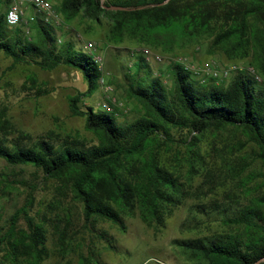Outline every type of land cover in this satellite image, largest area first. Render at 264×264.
Here are the masks:
<instances>
[{"label": "trees", "instance_id": "16d2710c", "mask_svg": "<svg viewBox=\"0 0 264 264\" xmlns=\"http://www.w3.org/2000/svg\"><path fill=\"white\" fill-rule=\"evenodd\" d=\"M64 23L77 17L109 24L107 39L118 44L126 38L137 40L163 51H172L179 40L207 37L208 53H219L229 60L247 62L262 78L242 70L227 84L212 80L197 81L193 73L172 62V88L159 78H140L148 69L142 56L137 57L135 81L129 95L144 108V113L128 123L118 122L117 110H97L81 106L86 97L100 87L102 71L94 58L77 47L74 39L57 43L55 25L44 23L39 16L33 30L36 41L28 39L21 27L6 24L8 2H0V52L14 63H35L53 70L66 65L78 70L86 90L69 96L73 115L85 118V129L97 142L88 144L80 135L48 133L32 145L21 142L6 144L0 139V158L9 166H33L46 178L57 181L53 225L61 243L70 238L66 225L73 218L72 208L80 205L86 223L110 221L125 230V218L135 216L149 228L160 231L169 217L188 200L201 199L217 188L210 181L211 168L204 162L200 148L176 134L189 133L195 139L209 128L233 127L244 137L230 146L227 160L245 195H252L249 183L251 166L261 164L264 184V0H53ZM103 5L124 6L126 10H109ZM148 76L149 71L145 72ZM6 112L0 109V130L12 129ZM198 133V134H196ZM186 145L185 164L169 167L168 153ZM253 147L248 151L247 145ZM232 154V156H231ZM179 161V158H176ZM204 177L195 183L196 177ZM2 176L7 185L23 184L16 178ZM35 187L32 188L34 190ZM249 204H240L231 214L214 202L191 204L186 225L201 230L207 223L204 214L220 215L231 230L176 238L174 244L186 255L184 264H264V192ZM10 218V227L0 233V264H41L48 256L47 229L44 220L31 214L33 193ZM33 195V196H32ZM213 203V204H214ZM207 207L208 211H203ZM46 215V214H44ZM45 217V216H44ZM233 217V218H231ZM24 218L26 227H19ZM212 220L208 219V222ZM64 222L65 226L60 227ZM106 233H103L105 236Z\"/></svg>", "mask_w": 264, "mask_h": 264}, {"label": "rangeland", "instance_id": "374dc122", "mask_svg": "<svg viewBox=\"0 0 264 264\" xmlns=\"http://www.w3.org/2000/svg\"><path fill=\"white\" fill-rule=\"evenodd\" d=\"M3 9L0 10V12ZM57 43L63 44L69 39H74L77 47L82 49L86 41L92 40L102 52L105 63V79L114 86L112 96L116 101L111 106L117 110L118 122L128 123L144 113V108L129 95V87L135 81L137 57L142 56V50L149 49L154 54H160L163 58L158 62L154 59L144 63L148 69L140 71V78H159L166 88H172L173 77L170 66L175 59H186L192 66H204L206 63L228 64L239 62L229 60L216 53H208L209 39L197 38L191 41L179 40L172 51H163L160 48L148 46L137 40L126 38L123 42L114 44L108 41L109 24L106 20L101 23L77 17L70 23H64L55 28ZM36 41L35 31L28 37ZM149 71L148 76L145 72ZM194 78L199 81L202 75L193 72ZM234 74L223 81L226 86ZM221 82V83H223ZM220 83V84H221ZM86 82L82 74L72 67L59 65L53 70L41 68L39 65L29 63H14L11 57L0 52V109L6 112L7 117L13 124L12 129L0 130V139L6 144L21 142L32 145L41 136L53 133L60 137L66 135H80L88 144L96 143L93 133L85 129V118L73 115L69 108V96L86 90ZM105 88L99 89L91 96L83 100L82 107L92 106L101 110L99 103L106 99ZM198 134V133H196ZM187 138L195 143L201 150L203 159L208 168H211L210 181L217 187L201 199L188 200L180 206L174 215L169 217L166 225L158 232L147 227L138 215L125 218L126 229H120L110 221L97 220L93 224L86 223L81 215L80 205L69 206L72 208L73 218L67 226L70 238L66 243L58 240L53 225L55 211L50 203L57 196V181L45 177L41 170L33 166L12 167L0 158V233L4 234L10 227L12 214L25 202L29 193H33L35 203L31 214L37 220H44L47 229V252L48 256L41 264H154L155 259H160L168 264H184L186 255L173 243L176 238H189L196 235L209 234L215 230H231L236 228L235 223L226 225L220 220V215L204 214L207 223L201 230L193 229L186 225L191 216V204L208 202L217 208L214 202L224 207L231 214L233 209L240 204H249L253 195L264 192L263 178L261 177V164L254 162L249 176L252 178L249 185L252 195H245L244 188L234 176L231 161L227 160L229 149L232 144L243 139L241 132L233 127L225 129L209 128L198 138L192 134H176L177 138ZM253 144L249 143L246 149L249 151ZM180 151L168 153L164 160L169 167L185 164L186 145L178 144ZM232 156V154H231ZM179 161H176V158ZM9 174V178H16L23 184L7 185L2 176ZM204 177L199 175L195 183H200ZM35 187L34 190L32 188ZM32 195V196H33ZM214 203V204H213ZM208 211V208H203ZM46 214V215H44ZM45 216V217H44ZM212 220L208 222V219ZM233 218V217H231ZM19 227H26L24 218L19 219ZM64 227L65 223L59 224ZM103 233H106L103 236ZM6 250H2L0 257L4 259ZM6 257V256H5ZM9 264V263H8ZM19 264H29L25 258H20Z\"/></svg>", "mask_w": 264, "mask_h": 264}, {"label": "built area", "instance_id": "2783aa9c", "mask_svg": "<svg viewBox=\"0 0 264 264\" xmlns=\"http://www.w3.org/2000/svg\"><path fill=\"white\" fill-rule=\"evenodd\" d=\"M3 0H0V2ZM8 2L6 9V24L8 27H21L22 31L30 37L34 32L33 26L37 21V17L46 24L55 25L60 27L64 24V20L60 13L56 9V3L53 0H4ZM61 42V40H58ZM82 50L94 58L95 63L98 65L99 69L102 71V77L100 79V86L105 88L104 92L107 94L106 99H103L99 103V107L102 110L110 111L112 110V102L116 101V97L112 96L114 91V86L109 84L104 72V63L105 59L102 52L99 50L98 45L92 41H86L83 45ZM143 57L150 61L154 59L158 62L162 61L163 58L160 54H154L150 52L149 49L142 50ZM174 62L181 64L185 69L201 74L202 82L207 80H212L216 84L230 78L233 74L238 71H248L251 74L256 76L258 81H261L262 78L257 74L255 68L247 62H230L228 64H215V63H206L204 66H192L186 59H175ZM143 264H147L144 262ZM150 264V263H149ZM154 264H168L160 259H155Z\"/></svg>", "mask_w": 264, "mask_h": 264}, {"label": "water", "instance_id": "95a60500", "mask_svg": "<svg viewBox=\"0 0 264 264\" xmlns=\"http://www.w3.org/2000/svg\"><path fill=\"white\" fill-rule=\"evenodd\" d=\"M103 7L106 9H109V10H126V9H128L127 7L117 6V5H110V6L103 5Z\"/></svg>", "mask_w": 264, "mask_h": 264}]
</instances>
